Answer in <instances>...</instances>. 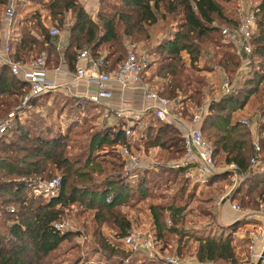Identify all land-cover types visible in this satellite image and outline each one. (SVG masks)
<instances>
[{
	"label": "trees",
	"instance_id": "1",
	"mask_svg": "<svg viewBox=\"0 0 264 264\" xmlns=\"http://www.w3.org/2000/svg\"><path fill=\"white\" fill-rule=\"evenodd\" d=\"M9 1L0 0V6L5 10ZM26 1L36 4L34 0H23ZM231 1L99 0L95 20L89 17L77 0H50L45 8L57 29H62L65 22L71 19L64 27L67 44L63 59L69 71L76 70L77 54L86 49L94 59L102 55L99 51L105 50L99 70L109 73L124 59L129 45L135 46V42L140 39L147 40L149 26L159 20L162 25L174 21L177 30L173 38L158 45V67L154 75L159 76L161 80L159 96L173 103V114L191 119L203 103L200 90L203 80L196 76L203 68L201 62L197 64L199 54L207 55L206 47L216 46L220 51L217 63L223 72L233 74L238 67L240 60L231 45L222 43L223 40L221 45L217 41L221 38V26L236 27L239 23L233 18L237 15L234 8H226ZM252 9L255 30L250 38L249 54L264 59V0L255 1ZM16 11L17 9L11 13L9 57L14 61L27 62L43 52L45 65L50 58L56 61L58 53L54 39L58 33L49 34L48 29L42 25L37 10L28 12L20 19L21 23L15 22L13 18ZM213 21L217 25H212ZM129 41L132 43L127 45ZM182 54H185L184 57ZM185 62L189 73L184 72ZM257 65L259 70H252L253 76L242 80L240 90L235 92V96L228 92L217 101L208 103L198 130L211 146L216 164L231 165L242 174L239 186L233 191V197H237L240 206L257 208L264 213V171L260 169L264 159L259 156L261 151L264 158V124L258 129L259 133H263L257 137L259 142L252 140L247 126L250 119L240 118L247 116L248 109L245 115L237 113L245 105L252 108L258 103V97L252 98L251 105L248 103V99L259 91L258 85L264 81V62ZM27 91V83L12 74L7 65L0 64V114L5 116L19 104ZM242 91L243 95L239 97L238 93ZM179 93L181 99L178 100ZM48 97L50 92L30 98L29 103L38 107ZM53 98V102L46 105L43 112L31 113L29 107H26L24 110L29 112V117L22 119L23 115L14 116L10 127L0 136V221L4 223L0 227V264H51L49 256L67 235L66 232L56 229L54 224L57 222L60 208L71 204L82 206L83 210H90V223L95 224L96 219L98 223H110L118 228V234L123 237L130 226L116 206L124 201L128 203L132 199H138L137 197L159 193L158 179L163 172L167 174L174 170L166 166V163H161L154 169H142L134 180L123 178L122 162L116 148L117 144H126L123 129L111 132L108 136H101V131L98 130L88 133L85 129L86 136L83 137L82 132L77 133L80 139L74 144L78 151H71L75 146L69 144L73 137L59 132L58 114L65 107H68L66 111L69 114L72 113L73 107L87 111L91 100L72 98L61 93ZM50 126H53L54 130L50 129ZM145 137V147L158 146L175 154L171 159L164 160L165 162L176 160L183 152L181 137L171 123L160 121L154 125L149 124L145 127ZM255 143L258 145V151L254 150ZM251 157L256 158L252 167L249 165ZM94 169L97 173H92ZM175 169V172L183 174L182 167ZM54 170L60 174L55 196L45 199L33 195L27 189L28 180L56 177L57 175H51ZM110 170H113V173L109 172ZM94 174H102L103 177L100 181H94ZM226 174L229 173L224 171L212 175L208 181L216 177L224 178ZM183 190L184 187L171 200L149 205L153 223L157 225L155 234L159 238H162L163 232L178 231L176 225L162 228L160 218L167 212L173 224L181 219L178 216L184 209V203L177 205V200L184 194ZM135 195L136 197H133ZM10 205L13 207H9ZM92 236L94 239L98 236L95 228ZM195 240L196 262L243 264L236 257L229 235L225 238L208 235L196 237ZM102 246L106 245L102 243ZM149 262L153 263L152 260ZM69 264L84 263L76 259ZM153 264L169 263L157 260ZM249 264L255 263L249 261Z\"/></svg>",
	"mask_w": 264,
	"mask_h": 264
},
{
	"label": "crops",
	"instance_id": "2",
	"mask_svg": "<svg viewBox=\"0 0 264 264\" xmlns=\"http://www.w3.org/2000/svg\"><path fill=\"white\" fill-rule=\"evenodd\" d=\"M98 1L99 0H79L80 5L87 12V14L92 20H95V15L98 10V7H97ZM22 2H20V4L18 2V5L12 8L13 12H15V9H17L15 16H13V18L15 19V22L18 21L19 23H21L20 19H22L28 12L37 10L40 16V21L42 25H44V27L48 29L49 27L48 28L46 27L48 18L50 19L48 10L46 8L42 10L41 5L38 4L37 2L36 4L31 3V1H26L23 3ZM19 5H20V8L18 9ZM0 11H1L0 12V46H1L3 42H7V43L9 42V36L11 34L10 25L12 23L13 13L5 14L6 13L5 12L3 14L4 8L2 6H0ZM67 17H69V15ZM161 23L162 22L159 20L155 24L147 28V32H148L147 47H145L147 49L146 54L149 58V67L147 68V80L145 79L142 82L138 78H135V79L128 78V79H125L126 83L125 85L122 86L117 81L112 79L107 85L111 93L108 99H102V100H99L98 102L91 101L89 103L90 107L87 111L83 110V108L76 109V107L75 108L73 107L71 111L72 113L69 114L66 111V108L68 109V107H65V109L62 110L58 114L57 121H58L59 132L64 135H67L68 137L70 136L73 137L71 138V141L69 144H74L75 142H78L80 138L78 137L77 133L82 132L84 133L83 137L86 136L85 129H87L88 133L93 130L101 131V136L102 135L108 136L110 135L111 132H114L117 130L122 131V129L126 126V122L123 119H120V118L116 119L112 116L109 117L108 119L103 118L102 111L104 110V108L121 109L125 111H128V110L141 111L145 109L146 111L144 112L141 119L138 121H135L134 124L130 126L131 135L126 136V134L122 131L125 143L128 145V147L130 146L134 149H137L138 151H141V150L145 151V154L148 155L150 161L158 160V161H161V163H170L173 161V160L166 161V162L164 161V160L171 159V156L175 155L169 149L163 150L158 146L145 147L144 144L143 146L140 145L143 141L145 127L148 126L149 124L154 125L155 123L160 122L156 120L157 118L154 115V111L152 108H150L151 105L153 104V101L144 97L143 90L144 89H149L152 91L155 90L157 93H159V90L161 89V85H160L161 80L159 76L157 77L154 75V71L158 67V62H157V59L159 58V50H158L159 46L158 45L162 41L167 42L168 40L172 39L173 34L177 30V24L174 21H169L167 25H162ZM212 25L215 26L217 24L215 21H213ZM66 44H67L66 32L63 37L57 34L56 38L54 39V45L58 53L57 55L58 58L56 61L55 59L54 60H52L51 58L48 59V61L46 62L47 64L45 65V69H46L47 79L54 81L60 86L56 91L50 92V97L46 99V102H47L46 105H50V103L53 102L52 101L53 96L60 94V93L62 95H66L72 98H81V99H89V96H91L94 93V85L92 82L86 81L82 77H78L77 79H74L75 70L74 71L68 70L67 65L63 59V53L65 50ZM218 50H219V47L215 46L213 47L212 55L207 54V55L202 56L201 54H199L197 58L198 60L197 64H199L200 62L203 64V68L199 70L198 75H196L199 78H201V80H203L202 87H200L201 95H202L201 99L203 103L201 107L197 109L200 111L201 118L205 114L206 107L209 102L217 101L220 97L226 95V94H223L219 86L221 83L220 82L221 81L220 72L223 70L220 69L221 67H219L220 65L217 62L213 61L215 57L220 56V51ZM99 52L103 55L105 53V50H101ZM184 55L185 54H182L183 57ZM246 57L248 56L243 55L239 57L240 58L239 60H241L242 62V65H241L242 67H243L244 60L246 61ZM247 61H248V58H247ZM56 62L58 64H54ZM84 65H85V61L77 60L76 68L83 67ZM184 69H185L184 70L185 73L190 72L187 63ZM113 70H111L109 73H112ZM179 99H181L180 93L178 95V100ZM172 104L173 103H171V106ZM36 107L37 106H31V103H29V111L31 110V108H36ZM38 110H40V112L44 111V109H41V108L40 109L38 108ZM238 112L239 113L241 112L243 115H245V113H247V105H245L241 109V111H237V113ZM171 113H173L172 109H171ZM25 114H26L25 116L28 117L29 112L26 111ZM182 119L188 120L186 118H182ZM65 120H67V122L65 123L66 125L65 132H62L61 128H64V125L62 124H63V121ZM164 123H171V122H164ZM171 124L177 129L175 124L173 123ZM50 129H53V126H50ZM119 147L120 146L117 144L116 148L118 150H119ZM71 151H78L77 146L75 145L74 147H72ZM119 159L121 160V158ZM161 163L145 165L146 166L145 169H147L148 167L149 169H154L155 166L160 165ZM219 167H220V170L216 173H213L212 175L221 174L224 171H227L229 173L227 175H229L230 178L232 175H234V173L239 175V172L234 170V167L231 165H219ZM172 169L176 170L175 168H172ZM260 169L264 171V163L260 166ZM174 170L169 171L167 174L163 172V174L158 179L160 190L162 191H159V193H155L152 196L148 195L149 199L147 198V195L144 197L142 196V198L137 197L138 199L136 198L132 199L131 201L127 203V204H132V206H124L125 204L124 202H122L116 206L117 210L119 209V211H121L123 208L141 210V205H143L144 207H146L145 211H147V200H149L148 205L164 203L168 200H171L175 194L180 193L184 186L189 187L190 185V187L188 188L190 191L188 190L185 193V197L190 198L191 192L193 194L196 191L215 187L217 184H222V187L224 188V190L221 194H218L215 196L216 197L215 201L220 196H225V198L227 199H224L223 201L218 202V204L213 203V207H212L213 215L215 216L216 221L219 223V225H227L230 222L234 224L239 221L243 222L241 226H245V229H241V227L238 226V228L237 227L236 228L237 230H240V231L234 232L237 236L240 235L241 237H237L234 239L231 238V243H232V240L235 241L232 243L235 251L237 249L238 251H240L239 249H242V248L247 250L248 239L245 237V230L248 228L249 225L248 223H246L245 220L238 218L239 216L238 212H236L234 209L230 207V203H237V197H233V194H234L233 191L236 189L237 186H239V183L241 182L243 176L238 178V181H237L238 185H235V184L231 185L230 183H228L226 187V182L224 183V181H220V179H223L221 177L219 178L216 177L214 180H210L206 184H197V183L193 184L187 178H184L185 177L184 171H183V174H181L178 171L175 172ZM211 176L208 179H211ZM170 184H176V188L170 195L165 194L164 191L165 189H168L167 185H170ZM133 197H136V195ZM124 217L126 218V220L129 223V226L131 227L133 222L130 221L127 215H124ZM111 226H112L111 229L116 228L113 225ZM242 242L244 243L243 245L245 247L242 245ZM198 264H201V263H198Z\"/></svg>",
	"mask_w": 264,
	"mask_h": 264
},
{
	"label": "built area",
	"instance_id": "3",
	"mask_svg": "<svg viewBox=\"0 0 264 264\" xmlns=\"http://www.w3.org/2000/svg\"><path fill=\"white\" fill-rule=\"evenodd\" d=\"M6 14H10V10H6ZM255 30V19L252 13H247L240 20L236 27L221 26L219 32L222 40L229 43L234 53L241 57L249 55L251 52L250 38ZM50 35L58 33L56 28H49ZM9 46L7 42H3L0 46V64L8 66L10 72L16 75L20 80L28 85V91L22 96L19 104L11 109L0 120V136L11 125L14 116L20 117L24 113V109L29 107V100L32 97L40 96L47 92H54L59 88V84L47 79L45 69V54L42 52L31 61H14L9 55ZM103 56L97 59L92 58L86 49L81 50L77 54V60L85 61L83 67L75 70L74 79L82 77L86 81L92 82L94 85V93L89 96V100L98 102L102 99H108L111 95L108 89L110 80H115L122 86L125 85V79H135L144 72L149 64V58L145 52L136 50L134 46L129 45L126 56L117 65L112 73L99 70L102 64ZM139 79V78H138ZM223 92L228 90L227 83L223 80ZM144 97L153 101L150 108L153 109L155 117L161 122H171L177 127L179 136L181 137L183 152L174 161L165 165L171 168L182 167L184 176L191 183L206 184L208 178L220 170L213 158L212 148L209 143L200 135L198 125L201 119L200 111L193 114L191 119L184 120L180 116L171 113V102L166 98L159 96L156 92L144 89ZM149 108V107H148ZM146 110L141 111H125L121 109L104 108L102 111L103 118L109 117L120 118L126 122L123 132L126 136L131 135L130 126L143 116ZM244 123L245 120H242ZM254 150L258 151V145L254 144ZM120 158L122 161V176L126 180H134L138 177L142 169L146 166L141 162L140 157L130 150L127 144L119 147ZM256 158L249 159L250 167L254 166ZM241 173L231 176L234 184ZM27 189L35 196H41L45 199L53 197L57 194L60 178L58 176L51 179H31L26 182ZM225 196L216 199L217 202L223 201ZM230 207L238 212V218L248 223L245 230V237L248 239L247 252L249 261L256 264H264V213L260 209L242 207L238 203H230ZM237 218V219H238ZM54 227L61 231L60 225L55 223ZM122 244L131 252L145 251L147 254L153 253L163 262L169 264H178L174 258L169 256H161L156 251L152 237L147 233L140 231L127 232L121 238ZM177 259V258H176Z\"/></svg>",
	"mask_w": 264,
	"mask_h": 264
},
{
	"label": "rangeland",
	"instance_id": "4",
	"mask_svg": "<svg viewBox=\"0 0 264 264\" xmlns=\"http://www.w3.org/2000/svg\"><path fill=\"white\" fill-rule=\"evenodd\" d=\"M22 1L23 0H10L3 14L5 13L6 10L11 11L12 8H14V6L18 5V2L20 4V2ZM34 1L40 4L42 10H44L46 4L50 0H34ZM255 1L257 0H234V1L232 0L231 3L226 6V8L227 10L234 8L235 13L237 15L236 17L233 16V18H235L236 21L237 20L239 21L247 13L253 14L252 7L254 6ZM12 12L13 10L11 11V13ZM69 23H70V20L66 21L64 24V27L67 26ZM46 27L54 28L55 24L48 18ZM64 27L62 29H59V28L57 29L55 27L58 31V34L61 37L65 35ZM221 40L222 39L219 38L217 40L218 43L221 45H223L222 43L225 44L224 41H222L221 43ZM130 43L132 42L129 41L127 45ZM135 45L136 46H134V48L136 50L147 53V49L145 48L147 47V40H144V41H141V39L137 40L135 42ZM211 46L212 45H209L208 47H206V53L208 55H212L213 47ZM35 50H37V47L35 48ZM34 56H36V54ZM245 56H248V57H246V61L244 60L243 67L241 66L242 62L240 60L238 67L240 66L242 68L239 69L238 67H236L233 74H229L223 71L220 72L221 74V81H220L221 83L219 85L220 89L222 87L223 80H225L228 86V90L226 92H223L221 89L223 94H227L229 92L235 96V94L237 93L236 91L240 90V83L242 82V80L244 78L252 77L253 76L252 70H259L257 63L264 62L263 58H259L252 54L245 55ZM237 58L240 59L238 56ZM247 58H248V61H247ZM218 59L219 57H215L213 61L217 62ZM138 78L142 82L145 79L147 80V68L144 72H142L138 76ZM250 87H252V85ZM258 87H259V91H258L259 94L257 92L254 96H251V98L248 99V103H250L251 101L253 102L252 98L258 97L257 98L258 103L257 104L254 103L255 106L252 108L247 106V109H248L247 116L240 117L242 119H245V118L250 119L247 124L248 129H250L249 135H254V136H251V139L257 140V141H258L257 137H259L258 135H263L262 132L259 133L258 129L261 126V124H264V88H263L264 81L260 85H258ZM154 92L156 91L154 90ZM238 95L239 97L242 96L243 91L238 93ZM238 99L240 100V98ZM46 103L47 102L44 100L43 103H40L38 105V107L31 108L30 111L37 114L40 111L38 110V108L44 109V107L46 106ZM25 112L26 111L24 110V113L22 114L23 115L22 119L26 117ZM3 117L4 116L0 114V120ZM66 122L67 120L63 121L62 125H64V128H61L62 132H65ZM167 135L169 134L167 133ZM166 136H163V138H165ZM145 139L146 137L144 133L143 141L140 144L141 146H143L144 144L143 142L145 141ZM129 148L131 151L135 152L140 157L143 165L161 163V161H158V160L150 161L148 155L145 154V151L143 150L138 151L137 149H134L130 146ZM259 156H260V159H264L262 157L261 151L259 152ZM56 171L57 170L52 171L51 175H57L59 177L60 174ZM109 172L113 173V170H110ZM92 173H97V172L95 170ZM102 177H103L102 174L93 175L94 181H100ZM220 181H224V183L226 182V187L228 183H230L231 185L234 184L230 176L227 174L226 176H224L223 179H220ZM235 183H236L235 185H238L237 182ZM167 187L168 189H165L164 193L170 195L175 190L176 184H170V185H167ZM189 187L184 186V190H183L184 194L182 193L183 195L180 196L177 200L178 202L177 205H181L179 203H184L183 204L184 209L182 210V212H180L178 216L181 219L176 224H173L172 220L170 219L168 215L169 213H167L166 211H165L166 213H164L163 215V218L162 217L160 218L161 220L160 223H161L162 228H168V227L170 228L173 226L175 227L176 225L177 230H178L176 232L175 231L163 232L162 238H159L157 234H155L157 230L156 229L157 225L153 223V219H152L151 212L149 210V205H148L149 200H147V211H145L146 207H144L143 205H141V210L123 208L122 210L120 209L121 211H123L121 212L118 209V211L121 214L127 215L130 221L133 222L131 227L127 230V232L140 231L143 234L148 233L152 237L156 251H158L161 254V256H169V257L174 258L176 261H179L178 264H198V262H196V259H195V248L197 245V242L195 240L196 237H206L210 235V236H217V237L225 238L229 235L230 238L234 239L237 237H241L239 234H238L239 236H237L234 233L236 231H240V230H237L238 226L241 227V229H245V226H241L243 222H240V221L235 224L230 222L227 225H219V223L216 221V218L212 212L213 210L212 207H213V203L218 204V202L215 201V198H216L215 196L223 192L224 188L222 187V184H217L215 187L196 191L193 194L191 192V197L188 198L189 199L188 200L185 197V193L189 190L188 189ZM159 191H162V190H159ZM147 198L149 199L148 195H147ZM124 204H125L124 206H132V204H127L125 201H124ZM9 207H13V206L10 205ZM60 209L61 211L59 213L56 223L60 225L61 231L66 232L67 235H66L65 240L49 256L51 264H69L72 260H76V259H78L84 264H130V263L133 264V262L134 264H153V263H156L157 260L158 261L161 260L158 258L159 256H156V254L154 253L152 255H149L145 251L130 252L120 242L122 235L118 234L119 230L117 227L114 229H111L112 224L98 223L97 219L95 220V224L90 223L89 219L91 218V214H92L90 210L89 211L83 210L82 206L79 207V205L77 204H71L68 207H63ZM2 223L0 221V227L3 226L4 223L3 224ZM94 228L96 229L97 234H98L96 239H94V237L92 236ZM179 234H182V236L180 237ZM233 242L235 241L232 240V243ZM102 243H104L106 246H102ZM243 244L244 243L242 242V245ZM239 250L240 251H238L237 249L236 250L237 252H236L234 249V252L239 262L243 264H249V257H248L247 250L243 248ZM149 260H152L153 263L149 262ZM201 264H225V263L221 261H217V262H202Z\"/></svg>",
	"mask_w": 264,
	"mask_h": 264
},
{
	"label": "water",
	"instance_id": "5",
	"mask_svg": "<svg viewBox=\"0 0 264 264\" xmlns=\"http://www.w3.org/2000/svg\"><path fill=\"white\" fill-rule=\"evenodd\" d=\"M256 264H258V262H256Z\"/></svg>",
	"mask_w": 264,
	"mask_h": 264
}]
</instances>
